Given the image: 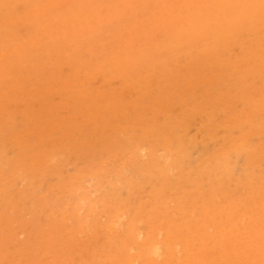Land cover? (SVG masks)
<instances>
[{
  "label": "rangeland",
  "instance_id": "374dc122",
  "mask_svg": "<svg viewBox=\"0 0 264 264\" xmlns=\"http://www.w3.org/2000/svg\"><path fill=\"white\" fill-rule=\"evenodd\" d=\"M263 32L264 0H0V264H264Z\"/></svg>",
  "mask_w": 264,
  "mask_h": 264
},
{
  "label": "bare ground",
  "instance_id": "6f19581e",
  "mask_svg": "<svg viewBox=\"0 0 264 264\" xmlns=\"http://www.w3.org/2000/svg\"><path fill=\"white\" fill-rule=\"evenodd\" d=\"M144 14V13H143ZM260 14V13H259ZM141 16V15H140ZM263 21V20H262ZM257 23V22H256ZM255 23V24H256ZM249 24V23H248ZM220 25V24H219ZM260 27V26H259ZM238 28V27H237ZM246 29V28H245ZM259 29V28H258ZM176 31V30H175ZM239 31H240V29H239ZM254 33V32H253ZM264 33V32H263ZM165 35V34H164ZM239 35V34H238ZM237 35V36H238ZM233 38V37H232ZM264 38V37H263ZM207 40V39H206ZM211 40V39H210ZM261 41V40H260ZM134 42V41H133ZM262 44V43H261ZM219 45H221V44H219ZM137 46V45H136ZM150 48V47H149ZM207 49V48H206ZM221 49V48H220ZM239 49V48H238ZM241 50V49H240ZM147 51V50H146ZM208 51V50H207ZM230 51V50H229ZM234 51V50H233ZM248 52V51H247ZM252 52V51H251ZM260 53V52H259ZM258 53V54H259ZM137 54V53H136ZM207 54V53H206ZM229 54V53H228ZM235 54V53H234ZM249 54V53H248ZM5 54H2V56H4ZM129 55V54H128ZM134 55V54H133ZM223 55V54H222ZM225 56V55H224ZM234 56V55H233ZM1 57V56H0ZM206 57V56H205ZM238 57V56H237ZM241 57V56H240ZM202 58V57H201ZM2 59V58H1ZM4 59H5V56H4ZM176 59V58H175ZM232 59V58H231ZM254 59V58H253ZM256 59V58H255ZM205 60V59H204ZM225 60V59H224ZM79 61V60H78ZM3 62H5L4 60H3ZM2 62V63H3ZM220 62V61H219ZM243 62V61H242ZM255 62V61H254ZM1 63V62H0ZM193 63V62H192ZM246 63V62H245ZM78 64V63H77ZM227 64V63H226ZM183 65V64H182ZM198 65V64H197ZM208 65V64H207ZM249 65H251V64H249ZM253 65V64H252ZM0 68H2V70H3V68L4 67H0ZM260 68H261V66H260ZM263 68V67H262ZM5 69V68H4ZM180 69V68H179ZM199 69V68H198ZM243 69H245V68H243ZM259 69V68H258ZM2 70H0V72L2 71ZM249 70V69H248ZM180 71V70H179ZM171 72V71H170ZM172 72H173V70H172ZM243 72V71H242ZM262 72V71H261ZM5 73V72H4ZM4 73H2V74H4ZM118 73V72H117ZM195 73V72H194ZM199 73V72H198ZM205 73V72H204ZM210 73V72H209ZM200 74V73H199ZM208 74V73H207ZM238 74V73H237ZM188 75V74H187ZM98 76V75H97ZM201 76V75H200ZM203 76V75H202ZM221 77V76H220ZM234 77V76H233ZM249 77V76H248ZM86 78V77H85ZM180 78V77H179ZM188 78V77H187ZM257 78V77H256ZM261 78V77H260ZM185 79V78H184ZM231 79V78H230ZM144 80V79H143ZM192 80H194V79H192ZM204 80V79H203ZM214 80V79H213ZM216 80V79H215ZM220 80H221V78H220ZM242 80H244V79H242ZM210 81V80H209ZM261 81V80H260ZM125 82V81H124ZM160 82V81H159ZM189 82H191V81H189ZM196 82H197V80H196ZM195 82V83H196ZM219 82V81H218ZM227 82H229V81H227ZM164 83H166V82H164ZM213 83V82H212ZM221 83V82H220ZM146 84V83H145ZM197 85V84H196ZM220 85V84H219ZM225 85V84H224ZM261 85V84H260ZM259 85V86H260ZM195 86V85H194ZM213 86H214V84H213ZM132 87V86H131ZM148 87V86H147ZM196 87V86H195ZM205 87H207V86H205ZM122 88V87H121ZM214 88H215V86H214ZM230 88V87H229ZM244 88V87H243ZM258 88V87H257ZM263 88V87H262ZM148 89V88H147ZM152 89H153V87H152ZM218 89V88H217ZM232 89V88H231ZM247 90H249V89H247ZM246 90V91H247ZM256 90V89H255ZM258 90V89H257ZM132 91H133V89H132ZM138 91V90H137ZM150 91V90H149ZM157 91V90H156ZM191 91V90H190ZM198 91V90H197ZM203 91H204V89H203ZM208 91H210V90H208ZM236 91V90H235ZM210 93V92H209ZM215 93V92H214ZM220 93V92H219ZM235 93V92H234ZM250 93V92H249ZM252 93V92H251ZM256 93V92H255ZM175 94V93H174ZM186 94H189V92L188 93H186ZM201 94V93H200ZM211 94V93H210ZM209 94V95H210ZM185 95V94H184ZM193 95H195V94H193ZM225 95V94H224ZM238 95V94H237ZM187 96V95H186ZM245 96V95H244ZM137 97V96H136ZM157 97V96H156ZM174 97H176V96H174ZM189 97V96H188ZM172 98V97H171ZM178 98V97H177ZM212 98V97H211ZM223 97H221V99H222ZM233 98V97H232ZM235 98V97H234ZM230 99V98H229ZM244 99V98H243ZM218 100H219V98H218ZM224 100V99H223ZM239 100V99H238ZM188 101V100H187ZM240 101V100H239ZM238 101V102H239ZM86 102V101H85ZM134 102V101H133ZM154 102V101H153ZM155 102H157L156 100H155ZM172 102H173V100H172ZM207 102V101H206ZM228 102H230V101H228ZM236 102V101H235ZM251 102V101H250ZM143 103V102H142ZM158 103V102H157ZM260 103V102H259ZM136 104V103H135ZM236 104V103H235ZM261 104V103H260ZM128 105V104H127ZM179 105V104H178ZM200 105V104H199ZM238 105H239V103H238ZM237 105V106H238ZM157 106V105H156ZM187 106V105H186ZM134 107H136V106H134ZM185 107V106H184ZM214 107V106H213ZM234 107V106H233ZM117 108V107H116ZM169 108V107H168ZM217 108H218V106H217ZM226 108V107H225ZM231 108V107H230ZM235 108V107H234ZM239 108V107H238ZM203 109V108H202ZM240 109V108H239ZM258 109V108H257ZM256 109V110H257ZM110 110V109H109ZM115 110V109H114ZM246 110V109H245ZM253 110V109H252ZM133 111V110H132ZM195 111H196V109H195ZM242 111V110H241ZM106 112V111H105ZM164 112H166V111H164ZM201 112V111H200ZM203 112H205V111H203ZM226 112V111H225ZM111 113V112H110ZM149 113V112H148ZM131 114V113H130ZM245 114H247V113H245ZM91 115V114H90ZM101 115V114H100ZM106 115V114H105ZM141 115V114H140ZM251 115V114H250ZM88 116V115H87ZM167 116V115H166ZM202 116H203V114H202ZM229 116H231V114H229ZM239 115H236V117H238ZM132 117V116H131ZM198 118V117H197ZM28 119V118H27ZM126 118H124V120H125ZM182 119H183V117H182ZM244 119V118H243ZM249 119V118H248ZM96 120V119H95ZM179 120V119H178ZM121 121V120H120ZM129 121V120H128ZM225 121V120H224ZM146 122V121H145ZM233 122V121H232ZM1 124V123H0ZM176 124V123H175ZM242 124V123H241ZM207 126V125H206ZM244 126V125H243ZM129 127V126H128ZM163 127V126H162ZM169 127V126H168ZM262 127V126H261ZM264 127V126H263ZM3 128V127H2ZM92 128V127H91ZM206 128V127H205ZM225 128V127H224ZM253 128V127H252ZM104 129V128H103ZM263 129V128H262ZM2 130V129H1ZM128 130V129H127ZM149 130V129H148ZM154 130V129H153ZM164 130V129H163ZM252 130V129H251ZM259 130V129H258ZM87 131V130H86ZM133 131V130H132ZM217 131H218V129H217ZM126 132V131H125ZM187 132V131H186ZM185 132V133H186ZM251 132V131H250ZM249 132V133H250ZM135 133V132H134ZM151 133V132H150ZM220 133V132H219ZM256 133V132H255ZM111 134V133H110ZM138 134V133H137ZM148 134H149V132H148ZM188 134V133H187ZM139 135V134H138ZM243 135V134H242ZM115 136V135H114ZM227 136V135H226ZM244 136V135H243ZM246 136V135H245ZM93 137V136H92ZM247 137V136H246ZM78 138V137H77ZM110 138V137H109ZM252 138V137H251ZM133 139V138H132ZM256 139V138H255ZM151 140V139H150ZM249 140V139H248ZM113 141V140H112ZM130 141V140H129ZM213 141V140H212ZM254 141V140H253ZM116 142V141H115ZM133 142V141H132ZM221 143V142H220ZM219 143V144H220ZM122 144V143H121ZM232 144V143H231ZM229 145V144H228ZM244 145H246V144H244ZM209 146V145H208ZM136 147V146H135ZM203 148V147H202ZM205 148V147H204ZM208 148V147H207ZM132 150V149H131ZM208 150V149H207ZM229 150V149H228ZM262 150V149H261ZM126 151V150H125ZM195 151V150H194ZM206 151V150H205ZM65 152H67V151H65ZM90 152V151H89ZM130 152V151H129ZM182 152V151H181ZM261 152V151H260ZM259 152V153H260ZM28 154V153H27ZM186 154V153H185ZM198 154V153H197ZM244 154V153H243ZM87 155V154H86ZM99 155V154H98ZM97 155V156H98ZM192 155H193V152H192ZM183 156V155H182ZM193 156H195V155H193ZM65 157V156H64ZM187 157V156H186ZM241 157V156H240ZM239 157V158H240ZM263 158V157H262ZM123 159H124V157H123ZM75 160V159H74ZM160 160V159H159ZM67 161V160H66ZM79 161V160H78ZM161 161V160H160ZM140 163V162H139ZM240 163V162H239ZM238 163V164H239ZM186 164V163H185ZM191 164V163H190ZM75 165V164H74ZM240 165V164H239ZM167 166V165H166ZM215 166V165H214ZM238 166V165H237ZM247 167V166H246ZM74 168V167H73ZM237 168V167H236ZM264 168V167H263ZM149 169V168H148ZM184 169V168H183ZM133 170V169H132ZM174 170V169H173ZM181 170V169H180ZM145 171V170H144ZM182 171V170H181ZM185 171V170H184ZM128 172V171H127ZM241 173V172H240ZM74 174H76V172L74 173ZM136 175V174H135ZM240 175V174H239ZM125 176V175H124ZM133 176V175H132ZM160 176V175H159ZM220 178V177H219ZM143 179V178H142ZM185 179V178H184ZM188 179V178H187ZM42 180V179H41ZM221 180V179H220ZM32 181V180H31ZM110 181V180H109ZM144 181V180H143ZM181 181V180H180ZM204 182V181H203ZM45 183V182H44ZM140 183V182H139ZM159 183V182H158ZM246 183V182H245ZM156 184V183H155ZM168 184V183H167ZM232 185V184H231ZM241 185V184H240ZM166 186V185H165ZM108 187V186H107ZM106 187V188H107ZM130 187V186H129ZM174 187H176V186H174ZM229 187H231V186H229ZM239 187V186H238ZM172 188V187H171ZM200 188V187H199ZM232 188V187H231ZM236 188V187H235ZM196 189V188H195ZM223 189V188H222ZM129 190V189H128ZM221 190V189H220ZM93 191V190H92ZM116 192V191H115ZM101 193V192H100ZM95 194V193H94ZM125 194V193H124ZM192 194V193H191ZM194 194V193H193ZM27 195V194H26ZM38 195V194H37ZM263 196H264V194H263ZM257 197V196H256ZM259 199V198H258ZM148 200V199H147ZM158 200V199H157ZM182 200V199H181ZM253 202V201H252ZM134 203V202H133ZM257 203H258V201H257ZM176 204V203H175ZM59 205V204H58ZM182 205V204H181ZM185 205V204H184ZM188 205V204H187ZM149 206H151V205H149ZM49 207V206H48ZM184 207V206H183ZM40 209H41V207H40ZM151 209V208H150ZM181 209H182V207H181ZM163 210V209H162ZM161 210V211H162ZM170 211V210H169ZM235 211V210H234ZM148 212V211H147ZM159 212V211H158ZM228 212V211H227ZM227 212H225V213H227ZM255 212V211H254ZM253 212V213H254ZM48 213V212H47ZM146 213V212H145ZM156 213H157V211H156ZM193 213V212H192ZM195 213V212H194ZM142 214V213H141ZM161 215V214H160ZM191 215V214H190ZM156 216V215H155ZM178 216V215H177ZM245 216H246V214H245ZM264 216V215H263ZM56 217V216H55ZM166 217V216H165ZM53 218V217H52ZM151 218V217H150ZM182 218V217H181ZM180 218V219H181ZM149 219V218H148ZM154 219V218H153ZM159 219V218H158ZM192 219V218H191ZM264 219V218H263ZM195 220V219H194ZM153 221V220H152ZM130 222V221H129ZM151 222V221H150ZM110 223V222H109ZM155 223V222H154ZM166 223V222H165ZM253 223V222H252ZM255 223V222H254ZM173 224V223H172ZM196 224V223H195ZM218 224V223H217ZM256 225V224H255ZM263 226V225H262ZM159 227V226H158ZM190 227V226H189ZM250 227V226H249ZM179 229V228H178ZM182 229V228H181ZM184 229V228H183ZM200 231V230H199ZM186 232V231H185ZM187 233V232H186ZM179 234H181V233H179ZM183 234V233H182ZM185 234V233H184ZM188 235V234H187ZM184 237V236H183ZM192 238H193V236H192ZM195 239V238H194ZM189 241V240H188ZM225 244V243H224ZM76 245V244H75ZM197 246V245H196ZM152 247V246H151ZM192 247V246H191ZM220 247V246H219ZM153 249V248H152ZM250 249V248H249ZM192 252V251H191ZM152 253H156V250H154ZM157 254V253H156ZM236 254H238V253H235V255ZM153 255H155V254H153ZM156 256V255H155ZM251 256V255H250ZM256 258V257H255ZM189 260V259H188ZM206 260H207V258H206ZM252 260H253V258H252ZM222 264V263H221Z\"/></svg>",
  "mask_w": 264,
  "mask_h": 264
}]
</instances>
